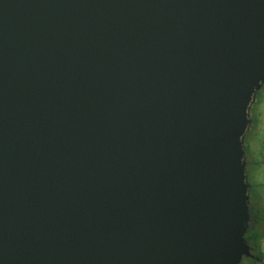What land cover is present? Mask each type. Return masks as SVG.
Returning a JSON list of instances; mask_svg holds the SVG:
<instances>
[{
    "label": "water",
    "instance_id": "water-1",
    "mask_svg": "<svg viewBox=\"0 0 264 264\" xmlns=\"http://www.w3.org/2000/svg\"><path fill=\"white\" fill-rule=\"evenodd\" d=\"M264 0H0V264H238Z\"/></svg>",
    "mask_w": 264,
    "mask_h": 264
},
{
    "label": "trees",
    "instance_id": "trees-1",
    "mask_svg": "<svg viewBox=\"0 0 264 264\" xmlns=\"http://www.w3.org/2000/svg\"><path fill=\"white\" fill-rule=\"evenodd\" d=\"M251 128H252V119L250 121L249 128L244 135L243 151H244V155L246 156V158H245L246 159L245 169H246V174H247V181L250 185V189L248 191V200L250 203L249 212H250V218L253 219V216H254L253 211H255L257 213L258 208H259L256 205V201H255V197H254L255 196L254 187L257 186L258 183L255 180L253 175H251V176L249 175L248 168H249L250 164L251 165L254 164L255 165L254 168H257L260 163L264 162V133L258 138V140L256 142L255 141L253 142L254 144L249 143L246 141V136L249 133V131L251 130ZM251 155H252V157H254V160H252L250 158ZM244 238L247 239L249 244L251 243L254 246L255 241L258 238V230L252 224H250L244 233ZM256 256L260 257L261 255L258 254ZM239 264H258V261L254 257L242 256Z\"/></svg>",
    "mask_w": 264,
    "mask_h": 264
},
{
    "label": "flooded vegetation",
    "instance_id": "flooded-vegetation-1",
    "mask_svg": "<svg viewBox=\"0 0 264 264\" xmlns=\"http://www.w3.org/2000/svg\"><path fill=\"white\" fill-rule=\"evenodd\" d=\"M251 121V118H250ZM246 158V156H245ZM246 164V159H245ZM256 169V168H255ZM257 173L254 174V178L262 187V199L258 194H255V201L256 205L259 207L258 212L256 213L253 211V219L250 218V212H249V221L248 226L252 224L257 230H258V238L255 241V245L253 246L251 243L249 244L247 239V243L251 246V254L253 255L257 261L258 264H264V212H263V206H264V162L260 163L257 167ZM246 170V169H245ZM247 176V174H246ZM250 189V185H249ZM250 204V203H249ZM250 210V207H249ZM256 219V220H255ZM248 228V227H247ZM260 254V257H257L256 255ZM240 262V261H239ZM239 264V263H238Z\"/></svg>",
    "mask_w": 264,
    "mask_h": 264
},
{
    "label": "rangeland",
    "instance_id": "rangeland-1",
    "mask_svg": "<svg viewBox=\"0 0 264 264\" xmlns=\"http://www.w3.org/2000/svg\"><path fill=\"white\" fill-rule=\"evenodd\" d=\"M249 114L250 118L252 119V128L246 136V141L254 144L253 142H256L258 138L264 133V84H262L258 91H256L254 100L251 103L249 109ZM250 158L254 160V157H252V155ZM254 166V164H250L248 168V173L250 176L257 173L258 169H255ZM254 193L258 194L260 198L262 197V187L259 183L254 187Z\"/></svg>",
    "mask_w": 264,
    "mask_h": 264
}]
</instances>
